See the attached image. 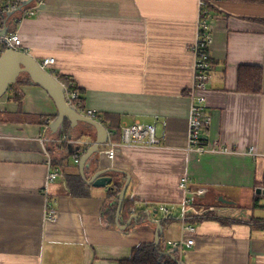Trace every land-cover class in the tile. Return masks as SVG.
Returning <instances> with one entry per match:
<instances>
[{"label": "crops", "instance_id": "obj_1", "mask_svg": "<svg viewBox=\"0 0 264 264\" xmlns=\"http://www.w3.org/2000/svg\"><path fill=\"white\" fill-rule=\"evenodd\" d=\"M11 1L0 0V8ZM198 16L199 0H43L35 17L17 24L22 52L39 62L54 58L52 70L74 81L83 110L99 113L115 141L122 125L139 121L156 126L165 149H121L112 159L93 157L90 175L101 167L131 178L126 199L143 212L121 230L117 197L109 188L86 185L84 195H73L68 186V176L80 171L73 157L74 164L65 157L77 149L76 142L91 148L95 130L94 139L79 126L70 136L53 135L50 126L58 114L53 99L20 78L15 89L21 101L11 90L0 98V264H120L134 249L154 244L157 226L148 215L161 222L160 246L177 263L264 264V229L251 223L264 221V215L256 216L264 209V4L221 0L212 8L215 74L205 94L207 137L239 154L184 151ZM5 28L13 30L12 18L0 23ZM240 67L262 69V93L238 90ZM64 129L68 134L69 122ZM250 150L257 155H246ZM47 154L60 171L48 187ZM186 174L191 192L205 194L190 196L202 212L189 217L196 228L193 246L180 255L169 242L182 238L179 184ZM117 177L116 187L122 188L125 176ZM47 201L55 221H45ZM243 202L248 217L238 208ZM161 207L170 210L169 220ZM121 217L122 225L131 219Z\"/></svg>", "mask_w": 264, "mask_h": 264}, {"label": "built area", "instance_id": "obj_2", "mask_svg": "<svg viewBox=\"0 0 264 264\" xmlns=\"http://www.w3.org/2000/svg\"><path fill=\"white\" fill-rule=\"evenodd\" d=\"M28 0H12L7 6L0 8V23L8 17L10 13H15L13 17L14 28L8 30L5 36L0 37V58L9 50L22 52L23 42L17 31V24L24 18H32L37 15L39 6L43 0H35L30 6L25 7L22 11L18 9L23 3ZM221 0H199V16L197 21V36L194 44L191 46L194 56L193 65V84L187 92L188 98L191 100L190 117H189V137L188 146L184 149L187 154H194L197 156H204L208 154L233 155L239 154L236 150L227 148L219 142L210 143L207 137V132L211 124L210 116L207 114V97L206 92L214 78V64L211 57V48L214 44V18L212 16L213 6ZM22 13L21 18H17L16 14ZM2 31V29H0ZM41 67L56 78L65 89L66 103L75 109L78 113L85 117L103 124L102 117L99 113L93 110H83L81 108L80 99L81 93L76 87L74 81L64 76L65 80L69 82H61L56 72L52 70L55 64L54 58H45L39 62ZM115 133L107 130V141L100 146V155L108 158H114L118 150L121 149H143V150H160L165 149L160 138L157 136V129L154 125H146L137 121L134 124H124L121 127L120 141L114 140ZM41 142H48L47 138L41 139ZM76 145H82L81 142H76ZM249 156H256L257 154L250 150L245 153ZM48 155V154H47ZM80 158L76 159L79 163ZM48 177L47 187L50 183L56 181L60 176L59 169L55 168L52 159L48 155L47 160ZM191 176L184 175L181 178L179 187L184 193L183 208L181 214L182 221V238L179 242H169V246L178 251L180 255L185 253V248L193 246V241L190 239L196 233V228L189 224L188 219L191 215H199L202 210H198L192 205L191 195L203 196L205 190L200 189L196 193L191 192L190 189ZM48 190V188H47ZM45 221H55L57 213L51 211L46 202ZM161 211L165 218L170 215V210L167 207H161ZM178 264H189L187 261H179Z\"/></svg>", "mask_w": 264, "mask_h": 264}, {"label": "water", "instance_id": "obj_3", "mask_svg": "<svg viewBox=\"0 0 264 264\" xmlns=\"http://www.w3.org/2000/svg\"><path fill=\"white\" fill-rule=\"evenodd\" d=\"M34 1L35 0H28L27 2L23 3L18 11H22L25 7H29ZM13 15H15V13H10L8 17L11 18ZM7 33L8 29H3L0 31V37L5 36ZM24 75L32 84L43 88L53 99L57 107V117L50 126V131L53 135H59L62 137L64 135L70 136L69 133H71L72 130H75L80 124H84L88 126L89 129L95 130L96 135L93 145L79 161L80 176L82 177L84 183L88 186L94 188H109L110 190H114L118 181L117 175H124L125 182L122 185L121 191L117 196L116 201V224L121 230H125L134 220H139V215H133L126 225L121 224V214L131 183V178L128 174L118 169L101 167L97 168L92 175H90L88 172L93 157L100 154V146L105 144L107 141V129L103 124L85 117L70 107L66 103L65 89L63 85L50 73L45 71L41 67L39 61L26 52L13 50L6 51L0 58V98L11 89V86L16 85L20 78ZM66 122L70 123V129L67 131L68 134H65L66 131L64 129ZM87 175L90 176V178H88ZM257 193L261 194L262 191L258 190ZM221 201L224 200L221 199ZM155 212L158 214L157 210ZM148 219L151 222H154L157 226L154 245L159 247L160 236L163 232L162 224L160 221H153L151 219V215H148ZM168 255L171 256L174 261L178 262L173 254L168 253Z\"/></svg>", "mask_w": 264, "mask_h": 264}, {"label": "trees", "instance_id": "obj_4", "mask_svg": "<svg viewBox=\"0 0 264 264\" xmlns=\"http://www.w3.org/2000/svg\"><path fill=\"white\" fill-rule=\"evenodd\" d=\"M231 1L241 2V3L264 4V0H231ZM55 76H57L61 82H66L68 84L72 82L71 80L67 82L64 76H60L58 74H55ZM17 86H19V84L11 86L10 90L13 91V96H15L16 100L20 102L22 98V93L18 89L17 90L15 89L17 88ZM262 86H263V71L261 68L240 67L239 82H238V90L240 92L260 94L262 93ZM80 104L82 108V105H83L82 97L80 99ZM40 119L42 120L43 117H41ZM54 119L55 117L52 118V120ZM41 123H43L44 125L43 121H41ZM68 126L69 125L67 124L66 127ZM117 135L118 133H116V136ZM90 137L92 138L94 137L92 132L90 133ZM80 140H81L80 138H77L75 141H80ZM85 147L87 146L79 145L74 152H72L65 158L69 159L73 157L74 160H76L77 158H80L81 157L80 153L84 154L90 148V147L89 148H85ZM93 162L96 163V158L94 159ZM68 186H69L71 194L84 195V187H86V184L83 182L82 177L79 174L77 176H68ZM120 191H121V188L116 187L114 190H110V196L116 198L119 195ZM258 207H259L258 200L255 199L253 208L256 209ZM140 211L143 212V210H138V208L135 207V204L130 202L128 198L125 200L123 210H122L123 217H125L126 219H129L131 218L133 214L135 215V214L141 213ZM166 219L169 220V217ZM251 223L252 225L256 227L259 226L260 228L264 229V221L262 220L253 219ZM120 264H178V263L174 261L173 258L168 255L167 252L164 251L162 246L159 245V247H156L154 244H151V245L145 244V245H142L134 249L132 257L128 260L121 261Z\"/></svg>", "mask_w": 264, "mask_h": 264}, {"label": "rangeland", "instance_id": "obj_5", "mask_svg": "<svg viewBox=\"0 0 264 264\" xmlns=\"http://www.w3.org/2000/svg\"><path fill=\"white\" fill-rule=\"evenodd\" d=\"M21 79L22 80H26L27 78H26V76L24 75L23 77H21ZM79 132H81V133H87L86 135H88V134H90L91 133V129H89L88 128V126H86V125H84V124H80L79 125ZM85 136V135H84ZM83 136V137H84ZM68 160H70V162L71 163H73V160H72V158L70 159H68ZM74 164V163H73ZM74 171H76V169L74 170ZM193 197V196H192ZM194 199V198H193ZM262 203L264 204V199L262 200ZM192 204H194V202L192 201ZM245 205L246 206H248V204H245V202H243V205H240L239 204V206H238V208L241 210V212L243 213V216L242 217H248L249 215H250V211H249V209L247 208V207H245ZM252 211V210H251ZM259 212H261V213H259L258 215H256V216H259L260 214H262V215H264V209H259L258 210ZM263 212V213H262Z\"/></svg>", "mask_w": 264, "mask_h": 264}]
</instances>
